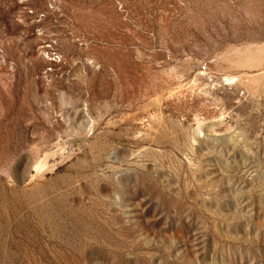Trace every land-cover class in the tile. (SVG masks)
<instances>
[{
  "label": "rangeland",
  "instance_id": "374dc122",
  "mask_svg": "<svg viewBox=\"0 0 264 264\" xmlns=\"http://www.w3.org/2000/svg\"><path fill=\"white\" fill-rule=\"evenodd\" d=\"M0 264H264V0H0Z\"/></svg>",
  "mask_w": 264,
  "mask_h": 264
}]
</instances>
